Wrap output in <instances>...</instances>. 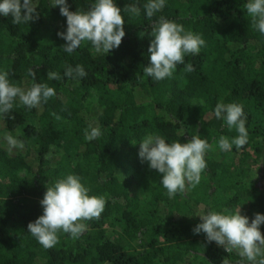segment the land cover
<instances>
[{
	"label": "trees",
	"instance_id": "16d2710c",
	"mask_svg": "<svg viewBox=\"0 0 264 264\" xmlns=\"http://www.w3.org/2000/svg\"><path fill=\"white\" fill-rule=\"evenodd\" d=\"M94 2L66 0L73 12ZM114 2L125 36L107 54L95 53L90 42L64 52L58 32H66V17L53 0H33L39 15L29 23L14 25L11 16L0 15V71L21 88L47 83L56 92L36 108L17 100L0 114L3 128L25 147L13 156L0 147V264H184L187 255L193 264H240L235 252L193 229L202 222L199 208L200 215L240 208L249 223L254 214L264 215V34L252 27L247 0H165L151 19L147 0ZM126 5H136L140 15L126 12ZM161 16L199 34L205 45L186 55L171 77L155 81L143 68ZM189 63L192 72L184 70ZM76 65L85 77L64 75ZM30 67L35 80L27 75ZM49 71L61 79H48ZM233 102L243 106L248 140L223 151L219 138L231 141L238 133L214 109ZM89 125L100 129L97 139H85ZM149 134L166 143L195 135L208 141L207 167L196 187L169 198L161 174L138 155ZM69 174L80 177L90 196L104 198V211L84 221L78 238L61 231L46 249L27 226L43 214L47 186ZM260 231L264 235V224Z\"/></svg>",
	"mask_w": 264,
	"mask_h": 264
},
{
	"label": "clouds",
	"instance_id": "9594fccd",
	"mask_svg": "<svg viewBox=\"0 0 264 264\" xmlns=\"http://www.w3.org/2000/svg\"><path fill=\"white\" fill-rule=\"evenodd\" d=\"M53 6H60V13L66 17V32H58V36L66 43L61 46L64 52L72 53L82 42H90L95 53H109L118 48L125 36V19L121 9L114 0H95L87 11H69L66 0H53ZM165 5V0H147L144 10L147 18L151 19ZM244 8L251 18V25L264 34V0H247ZM124 10L132 15H140L136 5H126ZM35 14V15H34ZM0 15L12 17V23L18 25L29 23L38 17L39 13L33 0H0ZM152 37L148 48V64L143 68V74L155 81H161L173 75L178 64L185 63L188 54L197 55L205 45L199 34L186 31L184 27L161 16L152 26ZM186 72L194 71L191 63L187 64ZM27 75L36 79L37 73L30 67ZM69 78H83L87 75L81 65L75 68L67 66L64 73ZM9 73L0 71V114H7L13 109L18 100L28 109L38 107L41 102H47L56 95L55 89L47 83H33L24 89L10 83ZM48 79L60 80L56 72H48ZM217 119H223L231 130L235 128L238 135L231 141L221 136L218 147L230 151L235 145L242 148L248 140L246 117L243 106L237 103H218L214 109ZM59 119V117H57ZM90 129V130H89ZM100 129L92 127L85 129V139H97ZM5 141L9 149H23L24 143L5 133ZM210 145L199 135L192 136L187 142L166 143L160 135L149 134L140 142L139 157L147 161L150 169L161 174V183L167 190L169 198L177 193H183L187 186L196 187L207 164L205 154ZM43 214L34 222L28 224V232L46 249L58 243V233L70 234L78 238L87 229L84 221L99 219L104 211L103 197L90 196L89 189L81 183L80 177L69 174L57 180L47 190L40 201ZM201 223L193 229L195 234L203 232L209 242L215 241L225 252H235L240 258V264H264V235L260 225L264 224V215L254 214L249 218L241 215L240 208L233 213L208 211L199 215ZM223 264H228L226 259Z\"/></svg>",
	"mask_w": 264,
	"mask_h": 264
},
{
	"label": "rangeland",
	"instance_id": "374dc122",
	"mask_svg": "<svg viewBox=\"0 0 264 264\" xmlns=\"http://www.w3.org/2000/svg\"><path fill=\"white\" fill-rule=\"evenodd\" d=\"M5 133H8L4 128H3V123L0 120V147L5 150V152L10 155H16V154H23L25 152V147L23 149H9L7 142L4 139ZM262 183L264 184V178L262 180ZM198 215L201 214V208L198 209L197 212ZM184 264H193V260H191V257L188 255L185 257V262Z\"/></svg>",
	"mask_w": 264,
	"mask_h": 264
}]
</instances>
